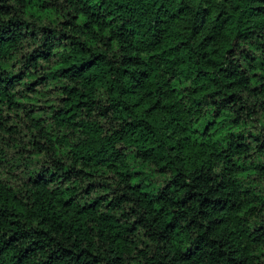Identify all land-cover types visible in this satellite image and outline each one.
<instances>
[{
  "label": "trees",
  "instance_id": "obj_1",
  "mask_svg": "<svg viewBox=\"0 0 264 264\" xmlns=\"http://www.w3.org/2000/svg\"><path fill=\"white\" fill-rule=\"evenodd\" d=\"M0 264H264V0H0Z\"/></svg>",
  "mask_w": 264,
  "mask_h": 264
}]
</instances>
